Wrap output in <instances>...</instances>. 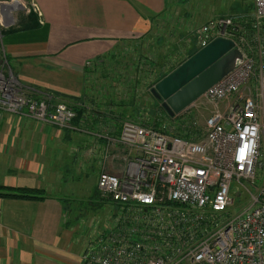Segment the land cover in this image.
Segmentation results:
<instances>
[{
    "label": "built area",
    "instance_id": "built-area-1",
    "mask_svg": "<svg viewBox=\"0 0 264 264\" xmlns=\"http://www.w3.org/2000/svg\"><path fill=\"white\" fill-rule=\"evenodd\" d=\"M26 1L19 0L18 7L39 14L35 3ZM254 1L249 27L223 17L198 33L199 49L229 37L243 52L236 67L201 98L225 102L222 110L214 107L203 127L191 111L182 113L176 122L190 137L167 132L166 123L123 122L120 142L133 154L120 165V175L103 170L98 177V192L113 210L87 243L84 264H264V177L255 184L264 166V0ZM6 64L0 68V115L72 124L75 108L47 93L34 95L6 73ZM255 79L253 94L247 85ZM234 182L237 196L246 189L248 197L230 212Z\"/></svg>",
    "mask_w": 264,
    "mask_h": 264
},
{
    "label": "crops",
    "instance_id": "crops-1",
    "mask_svg": "<svg viewBox=\"0 0 264 264\" xmlns=\"http://www.w3.org/2000/svg\"><path fill=\"white\" fill-rule=\"evenodd\" d=\"M27 1L37 5L38 25L5 34L2 29L10 27L0 26V55L7 61L4 70L8 72V68L37 96L50 94L47 91L59 94L81 113L68 127L1 113L0 192L9 188H40L47 197L0 196V264H84L82 255L87 243L108 222L113 209L108 210L104 219L99 215L87 223L83 214L74 213L68 198L72 185L63 183L70 157H84L81 164H75L81 165L80 169L90 165L99 170L105 165V170L120 175V165L133 154L129 155V149L120 142L122 124L130 119L146 123L145 118L126 117V111L120 112L119 107L109 111L105 105L108 99L103 100L102 94L93 88L92 74L100 73V68L108 63L112 66L111 60L121 47L149 43L161 29L168 35L183 37L187 50L199 49L201 27L215 19L234 17L249 27L255 1ZM27 14L18 17L14 24L27 19ZM2 15L9 20L3 12ZM190 111L188 108L181 113ZM155 119L159 124L163 120ZM96 185L98 190V181ZM63 198L69 199L66 208ZM103 205L111 206L101 195L91 199L93 211Z\"/></svg>",
    "mask_w": 264,
    "mask_h": 264
},
{
    "label": "rangeland",
    "instance_id": "rangeland-1",
    "mask_svg": "<svg viewBox=\"0 0 264 264\" xmlns=\"http://www.w3.org/2000/svg\"><path fill=\"white\" fill-rule=\"evenodd\" d=\"M0 1L12 3L13 0ZM26 3L28 6L30 5L29 1H26ZM1 5L2 4H0V10ZM11 11L12 17H9V20L7 21L6 19L4 20L2 12L0 11V26L3 25V28L7 26L11 27V24L14 26L18 17L20 19L29 13L20 7ZM161 25L163 26V24ZM160 32L161 33L158 36L152 37V40L149 43L142 42L139 47H134L133 45H127V49L121 47V49L117 51L120 58H117L116 54L115 59L111 60L112 66L108 63L103 66V68H100L102 70L100 73L92 74V80L95 84L93 88L96 92H98V94H102L100 97H102L103 100L108 99V103L105 105L108 107L109 111L113 112L115 107H119L120 112L126 111V117H136L140 119L145 118L147 124H152L155 121H158V119H155L156 117H162L158 114L161 113L160 108L163 106L162 101L159 100L158 103V101L153 97L152 89L157 82V78L168 72L171 68L170 66H175L179 61L186 58L190 49L185 50L187 45L183 37L178 35L176 37L168 35L162 29ZM189 37H192V35H189ZM257 67L260 68V61H258ZM7 70L10 72L8 68ZM257 84L259 85V82L257 83L255 80H251V82L247 85L248 88L251 89L250 93L251 91L253 94L257 92ZM109 91H111L113 95H111ZM243 92L246 93V91ZM52 96L54 99H63L62 96H56L55 94ZM112 99L113 101H111ZM221 103L215 105L210 102H206L204 98H200L190 107V110L197 116L199 123H201L203 127L205 119L209 116L214 107L218 106L219 109H223L225 102ZM167 124L173 126V124L175 125V122L166 121V125ZM166 131L174 132L175 129H171V127L168 126ZM261 150V162H264V141L262 143ZM70 158L71 162L67 166L68 171L64 173L65 175L63 174V183L68 182L72 185V189L68 192V195H70V197L68 196L71 202L70 206L75 210L74 213L84 215L83 219L86 223L92 219V217H99L100 215V218H103V216L107 215L108 210L113 207L103 205L100 209L93 211V208L90 206L91 199H97V196H91L95 195L97 190L96 179L98 172L105 170V165L99 170L96 166L90 165H83L84 167L80 169L81 165L76 166L75 164H81L84 157L73 156L72 158L71 156ZM257 175L255 184L259 185L263 182L264 166L263 168L258 169ZM243 183L252 187L251 183L245 179L243 180ZM235 185L236 182H234L232 186L233 192L235 191ZM240 192L242 193V196L240 197L237 196V191L234 192L233 196L236 203L233 207H231L230 212L238 210L241 207V202H244L248 197L246 189H241Z\"/></svg>",
    "mask_w": 264,
    "mask_h": 264
},
{
    "label": "water",
    "instance_id": "water-1",
    "mask_svg": "<svg viewBox=\"0 0 264 264\" xmlns=\"http://www.w3.org/2000/svg\"><path fill=\"white\" fill-rule=\"evenodd\" d=\"M241 58L243 52L234 39L216 37L160 79L152 92L170 116L179 115L225 78ZM3 60L0 55V68Z\"/></svg>",
    "mask_w": 264,
    "mask_h": 264
},
{
    "label": "trees",
    "instance_id": "trees-1",
    "mask_svg": "<svg viewBox=\"0 0 264 264\" xmlns=\"http://www.w3.org/2000/svg\"><path fill=\"white\" fill-rule=\"evenodd\" d=\"M36 14L37 13L34 10H31V12L29 14H27V19H21L19 25H15L14 27H10L8 29H2V33L5 34V32H9V31L14 32L15 30H26L27 28H33V27L37 26L38 23L36 22ZM197 50H198V48L197 49H190L189 52H188L187 57L184 58L183 60L179 61L177 63V65L170 66L171 67L170 70H168V72H166L164 75L162 74V76H159V78H157V82L160 81V79L164 78L165 75H167L168 73H170V72L174 71L175 69H177L179 64H181L183 61L188 59ZM255 81L257 82L256 79H255ZM47 92H49L52 95L55 94L56 96H60L59 94L52 93L50 91H47ZM33 94L37 96V94H35V93H33ZM153 97L159 103V100L156 98V96L154 94H153ZM160 109H161L162 117H164L163 120H161L160 124L157 121H155L151 125L159 126V125L162 124L163 121L164 122L165 121H174L175 125L173 124V126L172 125H169V126L171 127V129H175V131H174L175 134H178V135H181V136H184V137H190L191 136L190 132H188L189 130L186 132L184 130V128H182L181 121L179 122V124H178V122H176L177 119H179L181 116H183L182 113H180L179 115L170 116L168 114V112H166V110L164 109L163 106H161ZM80 113H81V110L78 112V115H80ZM193 137H197V136H193ZM7 190H8L7 192H0V196H8V197H14V198H21V199L22 198L45 199L47 197L46 193H45V190L44 189H40V188L32 189V188H28V187H21V188H9ZM94 196L95 197L97 196L98 199L100 198V194H99L98 190H96ZM61 201L64 203L65 208H66L67 207L66 205L68 204L67 202H69V199H66V198L64 199L63 198V199H61Z\"/></svg>",
    "mask_w": 264,
    "mask_h": 264
},
{
    "label": "bare ground",
    "instance_id": "bare-ground-1",
    "mask_svg": "<svg viewBox=\"0 0 264 264\" xmlns=\"http://www.w3.org/2000/svg\"><path fill=\"white\" fill-rule=\"evenodd\" d=\"M19 5H20L19 0H13L12 3H4L2 4L3 8L1 12L4 13L5 17L6 16L11 17V12H12L11 10L16 9Z\"/></svg>",
    "mask_w": 264,
    "mask_h": 264
}]
</instances>
